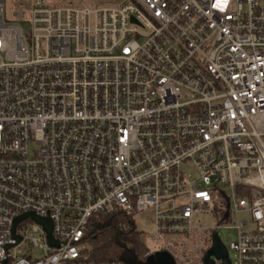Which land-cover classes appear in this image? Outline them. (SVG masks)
Listing matches in <instances>:
<instances>
[{"label":"built area","instance_id":"2783aa9c","mask_svg":"<svg viewBox=\"0 0 264 264\" xmlns=\"http://www.w3.org/2000/svg\"><path fill=\"white\" fill-rule=\"evenodd\" d=\"M7 1L0 264H125L90 260L111 215L174 264L203 263L213 218L234 264H264V0H11L6 19ZM26 213L56 246L31 218L12 235Z\"/></svg>","mask_w":264,"mask_h":264},{"label":"trees","instance_id":"16d2710c","mask_svg":"<svg viewBox=\"0 0 264 264\" xmlns=\"http://www.w3.org/2000/svg\"><path fill=\"white\" fill-rule=\"evenodd\" d=\"M85 241L90 245L92 261H119L124 250L140 262L149 257L143 234L135 229L130 219L121 215L92 217L86 228Z\"/></svg>","mask_w":264,"mask_h":264},{"label":"water","instance_id":"95a60500","mask_svg":"<svg viewBox=\"0 0 264 264\" xmlns=\"http://www.w3.org/2000/svg\"><path fill=\"white\" fill-rule=\"evenodd\" d=\"M27 218H31L32 220H34V222H36L37 224L43 227V229L47 233L48 242L51 246L57 245V243L51 237V232H52L51 221L47 218L45 219L39 218L32 213L23 214L22 216L15 219L11 229L12 235L14 234L16 225L22 220H25ZM121 261H123L125 264H174L170 255L165 252H157L153 255H150L145 260V262H140L136 259V257L132 253H130L128 250H124V254L121 258ZM216 262H220V264H230L228 258V252L221 245L216 233H214L212 236V246L206 253L202 264H216Z\"/></svg>","mask_w":264,"mask_h":264},{"label":"rangeland","instance_id":"374dc122","mask_svg":"<svg viewBox=\"0 0 264 264\" xmlns=\"http://www.w3.org/2000/svg\"><path fill=\"white\" fill-rule=\"evenodd\" d=\"M48 3H57V2H61L62 4H66V3H72V4H91L89 1L85 2V1H81V0H47ZM92 1V0H91ZM93 1H97L98 4H103V3H107L109 4L112 0H93ZM14 12L12 9V1L8 0L7 1V10L5 13V18L6 19H14L13 16ZM20 27L22 28V30L24 32H28L29 30V26L25 23H20ZM34 149V147H30V151H32ZM200 223L201 226L203 228H215V227H219L217 232H218V239L221 243V245L226 249V251L228 252V258L231 264L235 263V259L233 257V254L229 252V244L235 240V233L230 230L229 228H226V225L223 224H218L216 219H209L206 217H203L200 219ZM135 225L137 227L138 230H140V232L143 234V240L145 241V244L147 245V247L151 248V245L148 243L147 241V236L151 233L152 228L150 226V224L146 221L141 220V218H137ZM35 256L39 255V252H35L34 253Z\"/></svg>","mask_w":264,"mask_h":264},{"label":"snow or ice","instance_id":"6c2138e0","mask_svg":"<svg viewBox=\"0 0 264 264\" xmlns=\"http://www.w3.org/2000/svg\"><path fill=\"white\" fill-rule=\"evenodd\" d=\"M225 2H226V0H225Z\"/></svg>","mask_w":264,"mask_h":264}]
</instances>
